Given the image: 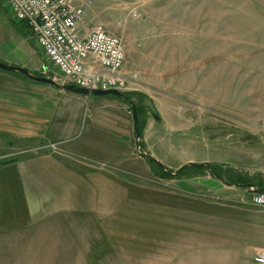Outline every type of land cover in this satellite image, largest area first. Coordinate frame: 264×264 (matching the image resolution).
Segmentation results:
<instances>
[{
	"label": "rangeland",
	"instance_id": "rangeland-1",
	"mask_svg": "<svg viewBox=\"0 0 264 264\" xmlns=\"http://www.w3.org/2000/svg\"><path fill=\"white\" fill-rule=\"evenodd\" d=\"M85 1H89L88 8L80 29L101 28L122 39L124 72L132 88L125 92L132 97L91 95L81 100L82 94L7 71L9 84L3 83L0 92L13 89L30 94L28 116L35 130L44 125V118L48 130L68 128L67 134L51 133L47 140L86 142L91 137H107L113 145L125 135L137 151L129 101H138L145 113L153 111L163 120L156 122L153 145L162 156L160 163L172 173L194 158V162L208 160L242 174L264 176V0ZM0 49H9V61L1 53L0 61L63 82L6 0H0ZM20 82L31 88L13 86ZM6 103L0 99L3 124L9 123ZM121 120L128 121V130ZM18 141L0 131V223L9 222L10 216L22 220L36 204L52 198L47 194L68 183L85 186L88 182L95 190L87 197L86 207L81 205L72 213L76 221L85 216L88 225L91 221L88 240L94 243L83 244L77 235L85 258L74 260L75 252L68 247L73 243L61 242L57 257L39 264H207L213 261L214 245L204 243L205 235L216 217L202 212L205 204L234 205V198L248 192L245 187L228 189V184L219 181H213L214 185L210 173L196 179L162 178L144 157L126 164L76 158V169L99 173L90 182L72 175L64 164L59 167L40 158L43 151H20L28 142ZM9 142L15 149H9ZM204 188L210 189L209 195L203 193ZM98 189L104 194H97ZM222 191L228 197L219 200L216 196ZM220 209L222 216L229 213ZM73 223L65 221L75 231ZM5 230L0 229V252L8 245L1 237ZM2 255L0 264H36L2 259Z\"/></svg>",
	"mask_w": 264,
	"mask_h": 264
},
{
	"label": "crops",
	"instance_id": "crops-1",
	"mask_svg": "<svg viewBox=\"0 0 264 264\" xmlns=\"http://www.w3.org/2000/svg\"><path fill=\"white\" fill-rule=\"evenodd\" d=\"M29 31L32 35L30 28ZM34 42H36L35 39ZM0 53L7 61H9V49H0ZM2 55L1 57H3ZM11 56L12 59H18V57H15V55L11 54ZM7 74L9 75L7 71L0 69V86L3 85V83L9 84V76ZM13 86L23 90L27 89V91L31 88L30 85H26L22 82L16 84L13 83ZM10 89H12V87ZM146 95H148L149 100L153 99V96L149 93ZM79 96H84L81 100L88 98L83 94ZM113 96H115L113 98L119 99L118 96ZM0 99L9 103L4 104V106L9 107V123H0V131L9 132V135L19 140L18 142H28V144L24 146V149L20 151H29L33 149L43 151L44 155L40 156V158L49 160L59 167H61L62 164L66 165L67 169L69 168V170L74 172L72 175L75 177L79 176L81 179L91 182L93 180V176L95 174H99L88 172V169L86 168H79L81 170L76 169V167H74L76 166L74 165L76 158L87 159L94 163L102 162L105 164L109 161H113L118 164H126L132 163L133 159L142 157L140 154L138 155V149L137 151H134L133 143L130 141L131 138L125 135L122 136V141H117L113 145L107 143V137H91L86 142H70L66 138H51L47 140L48 135L51 133H57L60 136L67 134V126L59 127L57 130H48L45 124L47 122L43 118L44 125L38 126L39 129L35 130L36 126L30 124V118L28 116L29 111L27 105L29 101L33 99L28 92H18L12 89L9 91L0 92ZM36 101L46 104L42 102L40 98H37ZM98 104L99 103H97V105ZM157 121L163 122V120L161 121L157 119V116L153 111H149L145 118V127L142 135L143 149L141 150L144 153L151 154L155 159H158V161L161 162L163 161L162 156H160V154L155 150V146L153 145ZM102 122L105 123L103 120ZM118 122H121L125 126L123 127L128 130L129 125L127 120H121ZM75 131H77V129L73 130V132ZM104 139L106 140L105 142L103 141ZM97 141H101V143H97ZM49 143H59L60 149L58 151L50 150L48 148L46 149V147L50 145ZM134 144L136 145V138ZM14 147L16 146L9 142V149L13 150L15 149ZM164 147L166 148V146ZM132 148L133 151H131ZM194 160V158H189L180 165L183 166L189 162H194ZM200 161L195 163L209 162L208 160ZM206 173L209 172L206 171L202 175H205ZM59 175L60 174L57 173L56 176ZM196 177L198 178V176H195L188 177L187 179H196ZM208 178L214 185L217 184L214 182H222L219 179L211 176ZM87 183L88 182H86V184ZM80 184L81 183L77 181L70 184L68 183L63 187L61 186L57 188L55 191H53V193L51 192L50 194H47L52 198L43 204H36L35 208H33V211L27 214L22 220H15L10 216L9 222H1L0 229H6L2 232V234L5 232L4 236L2 235L1 237L2 239L5 238L4 245L8 244L5 245L1 250L0 254H4L1 256V258H20L28 260V262H36V264H39V261L46 260L47 258L54 259L57 257V255L61 252V242H66L74 244H72V246L71 244L68 246L70 250L73 249L75 252L74 260L84 259L85 256L83 253L84 251H82L83 249L77 246L79 241V237H77V235H80L83 244L88 243L89 241L94 243L93 239L88 240L91 237V221L88 225V219L86 216L80 221H76V218L72 215V213L78 212V208L81 205H85L86 207L88 200L87 197L94 195L93 192H95V190L92 186H89V184H84L85 186ZM239 187L240 186L236 185H227L226 188L235 189ZM245 189L248 191L247 195L240 199L234 198L236 199V202H233L234 205L229 206L226 203L205 204L207 207L205 206L206 208H203L202 212H204V214H212L214 217H216L214 218V221H212L214 223L213 226L208 228L209 235H205L204 243H212L214 245L213 261L207 264H257L255 262V257L261 253H264V207H256L251 204L249 201V189L248 187H245ZM202 190L204 194H207L206 192L210 191V189L207 188ZM188 191L191 192L193 190L189 189ZM96 192L97 194L100 193L103 195V192L105 191L98 189ZM220 194L221 196H216V198L219 200H221V198L228 197L226 195L228 194L226 191H222ZM42 195L45 196L44 193ZM78 196L81 198H78ZM89 205L88 207L90 208V211H92L93 208L91 205ZM220 208L226 209L229 211V213L222 216L220 214L221 212L218 211ZM63 212L68 214L63 216ZM65 221H69L71 224L74 222L73 224H75V231L68 228L72 225L70 224L67 226ZM83 224H86L87 229H85V226L83 227ZM81 228L84 229L82 230Z\"/></svg>",
	"mask_w": 264,
	"mask_h": 264
},
{
	"label": "built area",
	"instance_id": "built-area-1",
	"mask_svg": "<svg viewBox=\"0 0 264 264\" xmlns=\"http://www.w3.org/2000/svg\"><path fill=\"white\" fill-rule=\"evenodd\" d=\"M18 21L25 22L56 74L65 83L87 89L129 91L130 78L124 72L126 52L122 39L96 28H80L88 2L85 0H6ZM47 147L60 149L59 143ZM250 203L264 207V191L249 188ZM264 264V253L255 257Z\"/></svg>",
	"mask_w": 264,
	"mask_h": 264
},
{
	"label": "trees",
	"instance_id": "trees-1",
	"mask_svg": "<svg viewBox=\"0 0 264 264\" xmlns=\"http://www.w3.org/2000/svg\"><path fill=\"white\" fill-rule=\"evenodd\" d=\"M129 92H125V95L129 97H132ZM119 97V96H118ZM119 98H125L127 97H119ZM137 105V111L139 116V130L141 134L143 135L144 127H145V118L147 116V112L145 113L142 110V104L140 102H136ZM154 114H157L154 112ZM141 149H143V143L141 139ZM148 162L154 171V173L162 178H176L181 179L183 177H195L198 175L204 174V172H209L212 176L219 179L225 184L228 185H236L240 187H248L247 185L252 183L257 190L264 191V176L261 175H246L239 173L238 171H235L232 169V167H228L224 164L220 163H210L212 166V169L207 166H196V165H189L182 167L176 175H173L171 170L167 169L163 164H161L158 160H156L154 157L147 158Z\"/></svg>",
	"mask_w": 264,
	"mask_h": 264
},
{
	"label": "water",
	"instance_id": "water-1",
	"mask_svg": "<svg viewBox=\"0 0 264 264\" xmlns=\"http://www.w3.org/2000/svg\"><path fill=\"white\" fill-rule=\"evenodd\" d=\"M0 69H3V70L8 71V72L21 73V74H24L26 77H28L32 81L40 82V83H46V84H51V85H54V86L58 87L61 90L73 91V92H76V93H79V94H83V95H86V96H91V95H95V96L116 95V96H119V97H124L125 96L128 99V96H126L125 92H123V91H119V90H116V89H109V90L92 89V90H90V89H87V88L78 87L75 84L62 82L61 80H58L57 78H52V77H47V76L35 74L33 71H31L27 67L17 66V65H13V64H8V63L2 62V61H0ZM129 103H130V105L132 107V113H133V117H134V128H135V134H136V146H137L138 152H139V154L142 157L151 158V157H153L151 154L144 153L141 150L140 143H141V139H142V134H141V132L139 130V116H138L136 103L134 101H132V100H130ZM159 118L160 117L157 116V119H159ZM189 165L207 166V167L212 169V166H211V164L209 162H203V163L189 162V163L181 166L180 169L182 167H184V166H189ZM177 172H174L172 174L176 175ZM247 186L250 188L251 186H254V185L252 183H250Z\"/></svg>",
	"mask_w": 264,
	"mask_h": 264
}]
</instances>
